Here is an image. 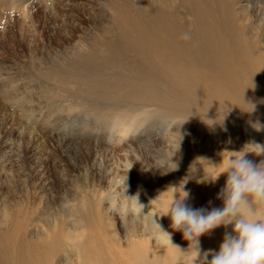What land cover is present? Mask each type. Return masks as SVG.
<instances>
[{"label":"bare ground","instance_id":"obj_1","mask_svg":"<svg viewBox=\"0 0 264 264\" xmlns=\"http://www.w3.org/2000/svg\"><path fill=\"white\" fill-rule=\"evenodd\" d=\"M110 10L107 24L102 21L101 26H105L98 28L100 37H90L92 52L79 53L84 48L81 42L56 48L55 59L65 75L61 76L63 83L80 90L75 96L80 101L91 106L96 102L106 108L135 109L157 121L180 120L183 130L201 121L203 127L221 124L227 136L237 124L258 125L264 131V30L252 31L255 28L250 18L235 11L233 0H113ZM185 35L189 38L183 39ZM203 134L199 133L200 140L191 147L181 139V146L174 151L183 170L190 172L188 181L192 183L168 185L152 179L119 204L121 217L127 219L124 238L105 223L100 202L91 199L80 200L72 222L58 216L46 219V230L35 233L34 238L28 236L37 216L32 198L3 203L0 264H61L72 254L77 259L70 264H203L204 253L218 252L233 225L217 227L199 237L197 256L194 243L189 246L181 232L171 229L169 218L164 216L167 207L172 196H182L183 190L190 193L193 208H222L217 194L226 183V175L212 177L223 170V165L218 166L223 158L226 161L232 152L253 143V138L239 136L229 148H220L217 157L201 139ZM228 141L229 137L225 145ZM247 158L262 161L254 153ZM193 182L206 187L205 197L212 205L206 201L196 205L203 197ZM188 187L195 189L194 195ZM159 188L167 192L159 199L168 201L161 204L157 198L148 205V189L158 193ZM116 201L111 200L112 204ZM142 210L141 217L136 215L135 211ZM153 216L172 233L171 242L151 225ZM261 217L264 206H257L253 218Z\"/></svg>","mask_w":264,"mask_h":264},{"label":"rangeland","instance_id":"obj_2","mask_svg":"<svg viewBox=\"0 0 264 264\" xmlns=\"http://www.w3.org/2000/svg\"><path fill=\"white\" fill-rule=\"evenodd\" d=\"M112 3L0 0V207L32 198L37 216L30 225V238L37 232L43 234V222L51 217L72 222L82 199L100 202L105 223L124 238L127 219L121 217L119 209L128 194L148 186L152 179L168 185L192 183L188 181L190 172L183 170L175 154L181 139L191 147L204 132L201 139L217 157L218 151L229 148L239 136L264 146V131L258 125H232L235 131L230 134L233 128L229 130V136L222 133L221 124L203 127L201 121L189 124L191 131L183 130L180 120L157 121L135 109L106 108L96 102L91 106L75 97L81 92L64 85L56 48L81 42L84 48L79 53L92 52L90 37H100L98 28L102 21L107 24ZM233 6L238 14L250 18L255 28L252 31L264 30V0H233ZM218 131L221 134L217 135ZM255 158L264 160V155ZM199 184L192 185L198 186L197 194L203 197L196 205L205 201L212 205L205 197L206 187ZM188 189L195 194L193 187ZM147 192L148 205L167 195L162 188L158 193ZM114 199L117 201L112 204ZM166 201L159 199L161 204ZM135 213L141 217L143 210ZM64 239L68 247L69 241ZM76 259L72 254L60 263L70 264Z\"/></svg>","mask_w":264,"mask_h":264},{"label":"clouds","instance_id":"obj_3","mask_svg":"<svg viewBox=\"0 0 264 264\" xmlns=\"http://www.w3.org/2000/svg\"><path fill=\"white\" fill-rule=\"evenodd\" d=\"M249 153L264 155V146L250 143L218 165H223V171L214 179L226 175V183L217 194L223 201L222 208H193L187 203L190 193L183 190L182 196H172L167 207L164 216L169 218L171 229L181 232L189 246L194 243L197 256L199 237L217 227L233 225L218 252L204 253L203 264H264V217L253 218L256 207L264 206V160L255 163L247 158ZM151 225L171 242L172 233L164 229L156 216L151 218ZM209 255L211 260L207 259Z\"/></svg>","mask_w":264,"mask_h":264}]
</instances>
